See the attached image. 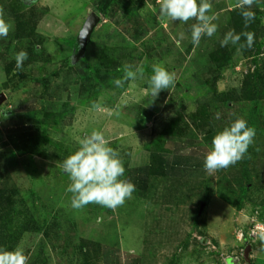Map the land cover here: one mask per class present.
<instances>
[{
    "label": "rangeland",
    "instance_id": "374dc122",
    "mask_svg": "<svg viewBox=\"0 0 264 264\" xmlns=\"http://www.w3.org/2000/svg\"><path fill=\"white\" fill-rule=\"evenodd\" d=\"M235 2L210 0L218 30L196 46L190 31L196 21L161 17L158 0H132L129 7L118 1L106 7L105 0H0L13 24L0 38V182L17 190L9 233L24 230L3 249H22L28 264H100L110 263L109 256H131L132 264H264V96L247 100L243 91L244 79L264 78L263 4L253 20V46L239 53L226 46L233 58L222 71L210 60L233 30L231 20L240 18ZM92 14L99 20L82 45ZM23 20L35 26L36 37L17 38ZM136 24L148 29L140 41L132 38ZM22 50L28 59L17 69ZM156 64L175 74V84L153 100L146 89ZM126 66L142 67L144 75L118 87L113 81ZM195 116L207 117L208 126L197 128ZM237 118L255 129L254 141L243 159L209 175L195 150L205 145L206 154L215 134ZM28 129L36 139L25 136ZM94 130L119 153L121 179L132 182L133 170L150 163L166 133L185 146L178 148L180 169L148 178L114 210L97 204L75 210L62 162ZM24 142L28 148L20 153Z\"/></svg>",
    "mask_w": 264,
    "mask_h": 264
},
{
    "label": "clouds",
    "instance_id": "9594fccd",
    "mask_svg": "<svg viewBox=\"0 0 264 264\" xmlns=\"http://www.w3.org/2000/svg\"><path fill=\"white\" fill-rule=\"evenodd\" d=\"M260 0H236L232 5L241 10L245 25L254 20L255 13L251 11ZM159 15L171 21L191 25V41L198 46L202 37H212L218 30L214 21L218 18L212 11L210 0H158ZM211 13V14H210ZM13 29V24L4 18V10L0 7V38H7ZM245 42L241 43V39ZM255 42L253 32L228 31L220 41L221 47L229 44L239 45L237 52L245 47L251 48ZM28 59L26 51H19L15 55L16 68L23 67ZM124 75L113 81L116 86L122 87L126 81L136 80L144 75L142 67L134 70L130 66L123 69ZM175 84V74L169 72L160 64L153 65V74L148 79V88L153 100L161 91L168 90ZM217 113V118H219ZM256 131L249 127L243 118H237L229 126L217 132L212 138L209 151L205 154L203 168L213 175L219 170L227 169L244 158L249 146L253 143ZM62 170L68 175L70 184L67 192L71 193V207L81 210L89 204H97L108 209H116L130 199L135 191V185L124 176L125 168L119 153L109 146L101 131L94 130L90 135L79 139L78 149L62 162ZM98 222L101 219L97 218ZM264 239V237H262ZM29 257L20 248L6 250L0 248V264H28Z\"/></svg>",
    "mask_w": 264,
    "mask_h": 264
},
{
    "label": "trees",
    "instance_id": "16d2710c",
    "mask_svg": "<svg viewBox=\"0 0 264 264\" xmlns=\"http://www.w3.org/2000/svg\"><path fill=\"white\" fill-rule=\"evenodd\" d=\"M121 2L125 3L126 7H129L132 3V0H105L106 7L114 2ZM118 3V4H119ZM264 5V0H260L259 4L253 6L251 11H253L256 14L259 13V10ZM104 12V11H103ZM236 13L240 15L239 19H232L231 24L233 27V30L239 34L241 32H253L255 33V22L253 23V20L250 21L247 26L245 25V21L241 15V10L237 9ZM238 15V16H239ZM25 15H22L24 18ZM136 18V17H135ZM133 18V19H135ZM260 30H263L264 28L260 25ZM35 26L31 25L30 23L23 21H18L17 25V38L18 39H29L31 37H36L35 34ZM132 32L135 34L132 36V38L136 41H140L143 38H145L148 35V29H140L139 26L134 27ZM255 35V40H256ZM245 42V38L242 37L241 43ZM236 47H239V45H236ZM249 48L245 47L243 49L244 52H247ZM232 51L228 50V47H222L210 54V60L215 65L216 69L218 71H222L225 67L229 65V63L232 61ZM256 75V74H255ZM251 76L247 79H244L243 81V91H244V97L247 100L257 101L261 97L264 96V78H259L256 76ZM208 119L201 118L200 116H195V125L197 128H206L208 125ZM28 128V127H27ZM25 134V136H32L29 137V139H36V132L30 131ZM194 144H197V146L200 145V142H197V138L189 137L188 139ZM163 143L156 145V151L151 152L150 156V164L149 166L142 167L140 172L139 169L133 170V175L131 174L132 183L135 184V187L138 189H144L146 180L151 177H167L171 176L172 174H176L177 171L180 169L181 161L179 158L182 157L179 150H185V146L180 144L179 141H177V138L174 137L173 133H166L164 137L162 138ZM187 140H184L186 142ZM188 142V141H187ZM167 144H170V148L167 147ZM18 146V145H17ZM23 149L20 150L18 147V152L22 153L24 152L28 147L27 143L24 142ZM166 146V147H165ZM179 148V150H178ZM178 150V151H177ZM201 150L200 156H205V152L207 151V148L205 145L200 146L198 149L195 150V152H199ZM26 152V151H25ZM171 155H173L175 158L172 160ZM171 159V160H170ZM178 168V170H177ZM4 182H0V248H5L8 243L10 242H16L20 239V237L23 235L22 231H24L22 228L18 227V230H20V233H9L10 231V224L12 219V216L14 213H16V205L17 202L15 201L17 190L14 189H8L6 188V185ZM242 206L238 205V209H241ZM25 228V227H24ZM107 257V256H105Z\"/></svg>",
    "mask_w": 264,
    "mask_h": 264
},
{
    "label": "water",
    "instance_id": "95a60500",
    "mask_svg": "<svg viewBox=\"0 0 264 264\" xmlns=\"http://www.w3.org/2000/svg\"><path fill=\"white\" fill-rule=\"evenodd\" d=\"M99 17L97 14H92L86 21L85 25H84V29L81 33V43L82 45L86 44L87 40L89 39L91 32L94 28V26L96 25V23L98 22ZM5 99V95H1L0 96V104L2 103V101Z\"/></svg>",
    "mask_w": 264,
    "mask_h": 264
},
{
    "label": "crops",
    "instance_id": "0c3cea01",
    "mask_svg": "<svg viewBox=\"0 0 264 264\" xmlns=\"http://www.w3.org/2000/svg\"><path fill=\"white\" fill-rule=\"evenodd\" d=\"M255 6V5H254ZM150 156H151V154H150ZM183 157V156H182ZM173 159L174 158H172V160H171V162L173 161ZM150 164V163H149ZM149 164L147 165V166H149ZM147 166H145V169H146V167ZM143 169V168H142ZM142 169H139L138 171L140 172ZM105 253H107V252H105ZM108 254V253H107ZM122 256V255H121ZM107 259L109 260V262L110 263H108V261H106V260H103V261H101V263L100 264H132V257L131 256H128V258L126 257V258H123V259H116L117 261H111V259H112V256H109V257H107Z\"/></svg>",
    "mask_w": 264,
    "mask_h": 264
},
{
    "label": "built area",
    "instance_id": "2783aa9c",
    "mask_svg": "<svg viewBox=\"0 0 264 264\" xmlns=\"http://www.w3.org/2000/svg\"><path fill=\"white\" fill-rule=\"evenodd\" d=\"M241 237H242V235H241ZM239 239H241V238L239 237Z\"/></svg>",
    "mask_w": 264,
    "mask_h": 264
}]
</instances>
